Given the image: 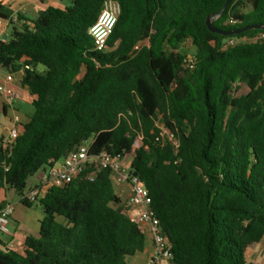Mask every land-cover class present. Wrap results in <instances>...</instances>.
<instances>
[{
	"label": "trees",
	"instance_id": "obj_1",
	"mask_svg": "<svg viewBox=\"0 0 264 264\" xmlns=\"http://www.w3.org/2000/svg\"><path fill=\"white\" fill-rule=\"evenodd\" d=\"M106 1L71 0L15 24L0 0V20L12 27L0 39V68L20 74L33 108L13 145L0 140V190L44 214L23 253L0 243V264H129L145 252L150 237L125 214L109 170L23 199L39 171L85 141L91 154L132 155L175 264H245L264 237V41L226 43L264 30L210 32L207 20L228 0H113L117 24L107 50L95 52L89 30ZM213 25L264 27V0H232ZM186 42L193 70L179 51Z\"/></svg>",
	"mask_w": 264,
	"mask_h": 264
},
{
	"label": "built area",
	"instance_id": "obj_2",
	"mask_svg": "<svg viewBox=\"0 0 264 264\" xmlns=\"http://www.w3.org/2000/svg\"><path fill=\"white\" fill-rule=\"evenodd\" d=\"M119 15L120 5L113 0H107L97 22L89 30L95 52H105L107 50L108 40L115 29ZM12 22L15 24L21 23L17 15L13 16ZM229 24L233 25L234 22L230 20ZM260 40L264 41V34L252 39H232L226 43V46L256 43ZM143 44L145 42L136 46L135 50H138ZM185 63L187 68L193 70L195 68L194 54L188 55ZM0 94L4 96L9 105L21 100L19 95L1 85ZM158 127L160 137L162 139L167 138L177 149L179 145L174 135L163 124L158 123ZM20 132V125L10 128L2 139L3 147L9 148L13 145ZM91 145V141H85L63 160L39 171L37 173V186L27 191L23 199H27L32 203L37 202L47 186L63 187L72 183L84 173H87L86 179L93 182L100 172L109 170L113 181L128 191V198L123 203L125 214L133 223L140 226L152 241V251L147 264H175L172 243L164 233L160 220L152 209V200L148 190L132 167V155L112 157L104 151L91 154ZM15 206L13 203H5L0 207V233H7V226L14 214Z\"/></svg>",
	"mask_w": 264,
	"mask_h": 264
},
{
	"label": "crops",
	"instance_id": "obj_3",
	"mask_svg": "<svg viewBox=\"0 0 264 264\" xmlns=\"http://www.w3.org/2000/svg\"><path fill=\"white\" fill-rule=\"evenodd\" d=\"M2 3L12 12L13 16L21 15L26 20H35L37 17L43 13L49 6H59L66 7L62 4L61 0H1ZM23 23H28L23 22ZM12 27L9 25L8 21L0 20V39L4 40L6 36L7 39L11 33ZM20 74L10 75L7 70L0 68V85L6 87L7 89L13 91L20 96L21 100L9 105L4 96L0 94V140L6 136L7 131L14 127L15 125H21L26 123L28 116L27 109L31 105L32 98L28 90L24 89L20 83ZM33 179L36 182H32V186H37L38 176L36 175ZM116 192L121 197L122 202H125L128 198L127 189L117 186L115 187ZM119 190V191H118ZM0 205L5 203L16 204L15 211L11 217V222L15 221V226L13 232H8L5 234L7 237L5 239L0 238V243L8 247H12L19 253L24 251V243L27 236H38L39 221L42 220L43 216L41 214L33 219V213L30 210H17V204L19 203V197L14 191H3L0 190ZM14 193L17 196V200L12 197ZM31 212V213H30ZM9 225V224H8ZM1 247V245H0ZM152 251V241L148 239L147 247L144 253L139 254L144 256L143 264H147L149 256ZM137 255V256H139ZM135 256V257H137ZM245 264H264V237L257 243L252 245L244 254L243 258ZM129 262V261H128ZM131 264V263H129Z\"/></svg>",
	"mask_w": 264,
	"mask_h": 264
},
{
	"label": "rangeland",
	"instance_id": "obj_4",
	"mask_svg": "<svg viewBox=\"0 0 264 264\" xmlns=\"http://www.w3.org/2000/svg\"><path fill=\"white\" fill-rule=\"evenodd\" d=\"M61 2L65 6H70L71 5V0H61ZM179 51L184 53L185 55H193L195 53V48H194V46L192 45L191 42H186V43H184V44H182L180 46ZM44 70L45 69L42 66L38 67V71L43 72ZM27 111H28V113L32 114L33 113L32 106H29ZM32 182H36L35 179H32ZM0 194H1V192H0ZM10 195H12V197L15 198V200H17V196L14 193H12ZM26 209L30 210L33 213V219L35 220V222H37L36 218L40 214H41V216H44L42 208L40 206H38V205H35L32 208H27V207L23 206L22 204H17V210L18 211H22V210L25 211ZM11 219L12 218H10L9 225L7 226V231L8 232H13L14 231V227L13 226H15V222L17 221L16 219H14L13 222H11ZM5 237H7L5 234L0 233V238L5 239ZM143 258H144V256L139 255L137 257L129 258L128 261L131 264H143Z\"/></svg>",
	"mask_w": 264,
	"mask_h": 264
},
{
	"label": "water",
	"instance_id": "obj_5",
	"mask_svg": "<svg viewBox=\"0 0 264 264\" xmlns=\"http://www.w3.org/2000/svg\"><path fill=\"white\" fill-rule=\"evenodd\" d=\"M231 1L232 0H228L227 1L226 5L224 6V8H223V10L221 12V14H219L218 16H216L214 19L209 18L207 20V27H208V29H209L210 32L216 33V34H219V35H223V36H227V37H231V36L239 35V34L245 32L247 30H253V29H261V30H264V27L263 26H259V25H251V26H248V27H246L244 29H241V30H238V31H231V32H223V31H220L217 28H215L214 25H213V21L215 19L219 18L222 15V13L225 11V9L227 8V6L229 5V3ZM6 40H7V37L5 36L4 37V41H6Z\"/></svg>",
	"mask_w": 264,
	"mask_h": 264
}]
</instances>
